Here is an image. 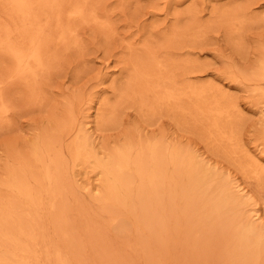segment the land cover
Wrapping results in <instances>:
<instances>
[{
    "label": "rangeland",
    "instance_id": "1",
    "mask_svg": "<svg viewBox=\"0 0 264 264\" xmlns=\"http://www.w3.org/2000/svg\"><path fill=\"white\" fill-rule=\"evenodd\" d=\"M0 264H264V0H0Z\"/></svg>",
    "mask_w": 264,
    "mask_h": 264
}]
</instances>
